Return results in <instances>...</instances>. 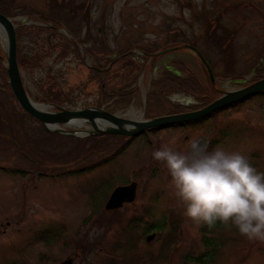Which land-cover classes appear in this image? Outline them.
I'll use <instances>...</instances> for the list:
<instances>
[{
    "label": "rangeland",
    "instance_id": "374dc122",
    "mask_svg": "<svg viewBox=\"0 0 264 264\" xmlns=\"http://www.w3.org/2000/svg\"><path fill=\"white\" fill-rule=\"evenodd\" d=\"M210 1L207 7L217 13L205 16L197 11L203 0H6L5 7L17 26H41L24 32L19 44L29 57L26 67H20L35 101L45 103L43 87L50 96L64 100L67 108L93 106L101 91L91 67L119 58L114 65L110 63L107 88L118 90L139 73L135 94L128 107L106 109L128 117L127 112L135 107L150 119L145 117V97L151 81L161 78L165 70L184 76L180 65L191 69L197 78L205 79V85L212 84L207 91L210 101L225 90L262 78L255 72L264 69V0H216L217 5ZM41 15L58 27L52 28L51 21L41 20ZM63 35L78 43L85 41L102 61L94 60L82 46L81 55L73 45L62 55L63 45L70 43ZM187 45L197 47L212 62L215 82ZM5 46L0 36V54L5 55ZM170 47L176 49L160 53ZM125 48L132 53L120 55ZM144 51L155 55L146 59ZM39 56L37 66L33 59ZM3 79L0 73V264H59L67 258L73 264H182L188 251H212L211 264H264V243L249 241L233 225H224L202 239L203 224L184 215L166 168L152 157L164 143L174 141V148L186 150L198 139L209 151L217 147L239 151L264 172L263 94L207 119L146 131L108 162L105 157L126 139L115 134L92 139L49 132L15 95L4 90ZM165 95L174 103L183 100L181 104L195 105L193 110L207 105L184 92ZM174 96L179 99H171ZM88 164L94 169L77 172ZM131 181L138 183L136 200L106 210L113 189ZM138 218L142 220L130 233ZM164 219L166 229L153 239H147L150 231L141 234L146 225ZM172 219L178 222L177 240L171 233Z\"/></svg>",
    "mask_w": 264,
    "mask_h": 264
},
{
    "label": "clouds",
    "instance_id": "9594fccd",
    "mask_svg": "<svg viewBox=\"0 0 264 264\" xmlns=\"http://www.w3.org/2000/svg\"><path fill=\"white\" fill-rule=\"evenodd\" d=\"M174 143L162 144L152 157L166 168L184 215L209 228L233 225L249 241L264 243V172L239 151H209L198 139L186 150Z\"/></svg>",
    "mask_w": 264,
    "mask_h": 264
},
{
    "label": "water",
    "instance_id": "95a60500",
    "mask_svg": "<svg viewBox=\"0 0 264 264\" xmlns=\"http://www.w3.org/2000/svg\"><path fill=\"white\" fill-rule=\"evenodd\" d=\"M0 28L5 33L6 42L5 55L0 54V58L5 62L13 92L23 109L37 120H40L49 132H60L62 134L75 136L115 134L137 137L151 128H160L173 124H185L206 118L218 110L241 102L254 94L264 92L263 77L243 87L223 91L219 97L202 108L174 114H165L150 119L143 118V120H133L124 116L122 117L117 113L108 111L104 106H88L82 109H70L45 102L41 103L46 106V109H43L36 105L38 102L30 96L25 86L22 69L17 56V24L12 17L7 16L1 11ZM185 47L196 52L205 65L210 78L215 82L213 68L203 53L195 46L187 45ZM174 49H176V47H170L162 50L160 53L164 54ZM50 106H54L56 109L50 110ZM79 123L81 125H79ZM73 125L82 127L83 129L74 130L68 128ZM88 127L92 128L87 130L88 132L85 133V135L81 133L86 131ZM137 187L138 183L136 181L116 186L106 202V210L119 209L125 203L135 201L137 197ZM154 236L155 234H150L147 236V239L151 240ZM59 264H73V259L67 258Z\"/></svg>",
    "mask_w": 264,
    "mask_h": 264
},
{
    "label": "trees",
    "instance_id": "16d2710c",
    "mask_svg": "<svg viewBox=\"0 0 264 264\" xmlns=\"http://www.w3.org/2000/svg\"><path fill=\"white\" fill-rule=\"evenodd\" d=\"M6 0H3V4L0 6V11L8 16H11L12 12L9 11V9L6 6L5 3ZM221 17V16H220ZM219 17V18H220ZM41 20H44L45 22H49L51 20H49V17H46L45 15H41L39 17ZM53 24L52 28H56L58 26H54L57 25L56 22H50ZM32 27H36V28H41V26H36L34 24H26V25H19L16 28V32H17V56H18V61L20 66L23 68L26 67L27 65V59L29 58L28 56H26V54H23L21 52V48H20V38L22 37L23 33L30 30ZM216 33V31H215ZM76 36V35H75ZM63 37H65V41H68L70 43L69 46L67 45H63V49L62 55H66L65 53L68 52V48H71L73 45V47H75V50L77 53H79L78 55H81V51H80V46L83 47V49L86 51L87 54L93 56L94 60L96 61H102V58L100 56H95L96 54L93 53V51L91 50V47L87 46L85 41H80L81 43L75 42V40L71 39L68 40L67 36L63 35ZM77 38V37H76ZM78 39V38H77ZM184 46H181L180 48H182ZM179 48V46L177 47ZM126 52H131L130 50H128L127 48L123 49L120 51V55H126ZM132 53V52H131ZM3 55V53H2ZM135 55V54H133ZM149 55H155L154 53L152 54L151 52L148 51H144L143 57L144 58H148ZM159 55L155 56L154 59H156ZM42 57H36L35 59H33L34 61H36L37 66L39 65V62L41 61ZM119 58H115L113 60H110L108 62L107 65H98V66H92L91 70L94 72L93 73V77L97 78V80L100 82V91H101V95L99 100L97 101V103L95 102L93 106H104L105 108H111V106H115V107H122V108H126L129 106L130 102L132 101L134 94H135V84H136V79L138 77L137 73L134 78L127 82L128 84L125 86L120 87V89H115V87L113 86H109V88H107V78L109 76V72H110V65H114L115 62L118 61ZM2 59L0 58V73L1 76H3V80H5V88L4 90L8 91L10 93H12L13 95V89L11 86V83L9 82V77H8V73L6 70V66L2 63ZM208 61L210 62L212 68V62L208 59ZM111 63V64H110ZM107 66V67H106ZM180 69L184 70V74L186 73V75L184 76H180V75H176L173 74L172 72L165 70L163 72V75L161 78H155L154 80L151 81V89L150 91L147 93L146 95V102H145V117H156V116H161V115H165V114H174V113H180V112H185V111H190L193 110L194 108H197L195 105H184V104H179V103H174L172 102L168 97H166L165 92H184L185 94H191L194 95L198 101H200V103L202 104H209L210 99H212V97L210 96L209 92L207 91H211L209 89L210 86H212V84H207L205 85V79L200 80L199 78L196 77V75L192 72L191 69H189L188 67H185L184 65H180ZM255 76L256 77H264V69L260 70L258 72H255ZM211 80V78H210ZM255 81V80H254ZM212 82V80H211ZM43 91L42 93V100L43 102H48L51 104H56V105H60L63 106L65 104L64 100H59L57 99V97L55 98L54 96H50V94L45 91V89L42 87L41 88ZM260 94L264 95V92H261ZM59 98V97H58ZM61 98V97H60ZM249 99V98H248ZM247 99L235 103L231 106H228L224 109L230 108L232 106H236L240 103H243L244 101H246ZM65 107V106H64ZM224 109L218 110L215 113L211 114L210 116L206 117L209 118L211 116H213L214 114L218 113L219 111H222ZM203 118V119H206ZM193 122V121H192ZM190 123V122H188ZM186 124V123H185ZM173 125H182V124H173ZM184 125V124H183ZM171 126V125H168ZM165 127V126H164ZM157 128H151L148 129L146 131H151ZM145 131V132H146ZM143 132V133H145ZM141 135V134H140ZM115 137H119V138H123L126 139V141L124 143H122L120 145V148L117 149L116 151H114L112 153V155L110 154L109 156H106L104 161H112L115 158V154L118 153L121 150H124L126 148V146L129 144V142L134 139V137H127V136H123V135H114ZM92 139H100V138H106L109 137V135H102V136H90ZM138 137V136H137ZM91 138H87L85 141H88V139ZM80 140V139H79ZM82 142V141H81ZM93 149V147H91ZM103 164V161L100 162V165ZM98 164H95V167H97ZM94 169V165L93 164H88L86 165V167H83L82 169H77V172H83L85 170H91ZM116 210V209H115ZM135 220V219H133ZM132 220V221H133ZM141 218H138V221H133L131 227L129 228V232L133 233L135 230V228L138 226L139 222L141 221ZM166 219H164V221L162 222H156L153 221L151 222V224H149V226H145V232L141 233L142 235H145L147 232H152V234L155 233H161L164 229H166ZM224 226V224L217 222L216 226L214 228H209L207 225H202L201 226V233H202V239L205 235H207V233H212L214 230L216 229H220ZM125 232H128L124 230ZM175 233V239L177 240V238L180 236V231L178 228V222L174 221L172 219L171 221V233ZM150 235V234H149ZM167 243V240L165 241ZM87 244V243H86ZM86 244L81 247V249H84V247L86 246ZM165 245V244H164ZM168 246V245H167ZM166 246V248H167ZM220 247V246H219ZM218 247V248H219ZM165 251L161 252L159 255V258H163ZM215 257H216V250H215ZM212 251H204V252H199V253H195L193 251H188L183 255V261L182 264H211V262L214 261L215 258H213L212 256Z\"/></svg>",
    "mask_w": 264,
    "mask_h": 264
},
{
    "label": "bare ground",
    "instance_id": "6f19581e",
    "mask_svg": "<svg viewBox=\"0 0 264 264\" xmlns=\"http://www.w3.org/2000/svg\"><path fill=\"white\" fill-rule=\"evenodd\" d=\"M8 16V15H7ZM18 27V26H17ZM0 36H1V38L3 39V40H5V33L3 32V30L0 28ZM204 55V54H203ZM208 60V59H207ZM210 63V62H209ZM213 71H214V69H213ZM209 74V73H208ZM214 76H215V74H214ZM263 78V77H262ZM212 80V79H211ZM256 81V80H255ZM213 82V81H212ZM254 82V81H253ZM261 93V92H260ZM260 93H257V94H260ZM255 95V94H254ZM253 96V95H252ZM252 96H250V97H252ZM249 97V98H250ZM248 99V98H247ZM146 100V99H145ZM36 105L39 107V108H43V109H46V106L45 105H43V104H41V102H38V103H36ZM220 112V111H219ZM218 114V113H217ZM127 118H131V119H133V120H143V112L141 111L140 112V110L139 109H136L135 107H133V108H131L128 112H127ZM135 118H137V119H135ZM207 119V118H206ZM200 120H202V119H200ZM198 121V120H197ZM79 125H81L80 123H79ZM110 125V124H109ZM75 126V125H74ZM87 130H89V129H87ZM83 131V132H81V133H83V134H85V133H87L88 131Z\"/></svg>",
    "mask_w": 264,
    "mask_h": 264
},
{
    "label": "flooded vegetation",
    "instance_id": "af4514ba",
    "mask_svg": "<svg viewBox=\"0 0 264 264\" xmlns=\"http://www.w3.org/2000/svg\"><path fill=\"white\" fill-rule=\"evenodd\" d=\"M206 1L207 0H203V6H201V8L200 9H197V11L200 13V15L201 16H205L206 14H210V15H212V14H216L217 12H214V9L213 8H209V7H207V3H206ZM209 1V3L210 4H212L211 3V1L210 0H208ZM213 1H216V0H213ZM215 4L217 5V1L215 2ZM189 6H190V4H189ZM217 9V8H216ZM220 17V15L219 14H217V19H218V21L220 22V19H221V17ZM205 20V19H204ZM205 25H207V22H205Z\"/></svg>",
    "mask_w": 264,
    "mask_h": 264
}]
</instances>
